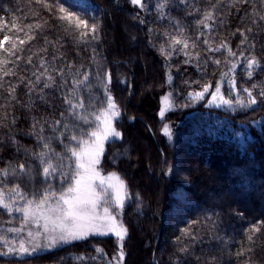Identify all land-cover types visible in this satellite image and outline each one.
<instances>
[{"label":"trees","instance_id":"1","mask_svg":"<svg viewBox=\"0 0 264 264\" xmlns=\"http://www.w3.org/2000/svg\"><path fill=\"white\" fill-rule=\"evenodd\" d=\"M73 2L77 5L78 0H67L69 6L66 3L64 5L72 9ZM90 2L98 8L102 7V12L98 10L101 15L97 18L102 23L99 41L93 42V45L78 44L72 35L62 31L55 19L49 18L43 33L26 48L30 47L35 52L45 45L47 37L52 42L48 45L49 60L54 54L63 53L64 61L76 65L83 63L86 70L91 68L93 93L99 100H103V91L97 86L95 78L96 67L90 59L94 46L102 58L104 68L112 75L111 94L121 111L117 120L119 130L131 139L135 137L138 143L145 142L143 133L148 131L153 139L157 135L160 138L158 142L168 149L173 148L169 154L173 164L172 173L164 174L169 150L166 152L157 146L158 152L153 149L151 153H147L140 144L137 147L141 158L140 167L144 172V176H141L145 181H153L155 178L161 184V189L156 204L151 201L153 210L148 208V215H143L141 209L134 205L127 207L125 211L126 221L129 222L125 264H174L178 259L184 260L185 264H208L212 259H215L216 264H242L247 256L237 257L236 253L241 248L249 247L247 235L250 233H247V229L255 222L264 220V131L260 124L264 121V100L258 99L254 110L237 108L232 111L225 107L209 106L210 95L200 101L188 97L190 92L201 90L205 83H211V90L214 91L223 68V57L218 55L222 61L221 68L209 62L207 70L202 72L185 64V57L179 52L173 55L171 61H163L155 51V45L160 47L165 43L163 33L166 30L174 31V27H169L170 19H179L182 24L187 25L188 34L195 39L198 29L194 21L199 18L198 14L189 16L182 10L183 6L171 7L166 10V17L160 20L155 10L157 0H145V11L132 6L130 0ZM198 2L203 8V0ZM32 3L34 0H0V18L9 23L13 18H19V24L32 22ZM5 9L11 11L5 12ZM241 16L243 10L239 15L233 10L232 15H226L222 26L217 24L214 33L217 43L227 40L234 50L237 48L241 37L239 33H232L250 23L249 19L242 22ZM47 17V12H44L43 18ZM2 35L0 33V38ZM250 42L255 44L257 58L264 61V31L251 34ZM29 54L27 50L24 53L25 57ZM245 54L250 55L251 52ZM21 63L23 66L24 62ZM169 64L171 83L168 82ZM22 74L30 76V71ZM236 79L239 88L251 87L253 82L264 80V73L258 72L255 80H249L241 66L237 70ZM46 91L49 93L47 104L34 95L36 103L31 111L21 105L15 108L18 122L13 134L20 144L28 148L35 146V140L26 135L31 116L41 119L59 118L64 107L60 90ZM25 92L23 86L18 90L22 103L28 100ZM169 92L172 93L174 106L162 119L159 115L161 100ZM222 92L226 97L229 95L227 81L223 84ZM84 95L87 100V92ZM165 124L172 132L170 140L163 135V131L158 134V130ZM3 131L6 130H0ZM146 138L150 140L149 137ZM54 147L58 152L61 151L59 145ZM0 148L3 149L0 151V167H3V160L16 157L13 155V146L0 145ZM123 155L120 149H114L111 145L105 165L118 161ZM118 168H121V164ZM174 170L190 179L193 191L188 189L190 186L177 185ZM147 173L150 174L147 176ZM41 180L42 177L37 176L38 187ZM143 186L145 182L141 181L138 187ZM27 187L30 188L31 185ZM56 187H59V181L56 182ZM174 187H181L186 198L185 208L178 214L182 219L179 225L169 224L165 218L173 205V200L169 198ZM159 208L162 210L158 212ZM7 219L6 214H0V224ZM182 229H189L197 239L183 238ZM183 245H190L187 257L178 252V248ZM97 247L104 250L106 257L97 256ZM251 247L253 251L247 255L251 256L252 264H264V230L255 234ZM116 250L117 245L113 239L97 238L90 242L76 243L75 246H63L35 258L26 257L24 260L25 264H74L71 255H83L86 257L85 264H101L102 261L110 260ZM64 257L69 258L63 259ZM92 257L96 258L91 259ZM12 259L0 257V264H6V261Z\"/></svg>","mask_w":264,"mask_h":264},{"label":"snow or ice","instance_id":"2","mask_svg":"<svg viewBox=\"0 0 264 264\" xmlns=\"http://www.w3.org/2000/svg\"><path fill=\"white\" fill-rule=\"evenodd\" d=\"M130 3L141 11L147 8L145 0H130ZM203 3L201 8L198 0H157L155 10L160 20L168 14L167 9L180 6L187 15L199 16L194 21L198 29L195 39L188 34L187 25L179 19H170L169 27H174V31L163 33L165 43L160 45L159 52L166 61H171L179 52L185 57V64L202 72L207 70L209 62L221 68L218 55L223 57V68L214 91L211 83H205L201 90L190 92L188 97L200 101L210 95L209 106L232 111L237 108L254 110L258 99L264 100V80L253 82L251 87L239 88L236 76L241 66L249 80H255L258 72L264 73V61L257 58L255 44L250 42L251 34L264 31V0H259V4L257 0H203ZM32 8V22L19 24V18H13L9 23L0 18V33H3L0 38V130H6L0 132V145L13 146L16 157L3 160V167H0V214L8 217L0 224V257L13 258L6 264H25L26 257L35 258L66 245L75 246L92 236L112 235L117 240L116 253L101 264H125L129 229L123 221V212L131 197L126 181L117 172L104 175L99 167L106 144L122 139V133L115 126L121 111L111 94V72L104 68L102 58L92 46L90 59L96 67L97 86L104 94V99L99 100L93 93L91 68L86 70L83 63L76 65L64 61L63 53L54 54L49 60L48 45L52 42L47 37L45 45L35 52L26 48L43 33L49 18L55 19L62 31L72 35L78 44L87 45L99 41L102 23L95 15L65 7L63 0H34ZM233 10L237 15L243 10L241 21H250L243 29L237 28L232 33H239L241 37L235 50L229 41L217 43L214 36L217 24L222 26L226 15H232ZM9 11L5 9V12ZM44 12H47V18H43ZM149 33H152L151 28ZM26 50L30 53L27 57L24 55ZM249 51L251 54L246 55ZM21 62H24L23 66ZM167 67L168 82L171 83V65ZM26 71H30V76L22 74ZM225 81L229 87L227 97L222 92ZM21 86L26 89V103L18 96ZM48 89L60 90L64 107L59 118L31 116L26 135L35 140V146L28 148L13 134L18 122L15 108L21 105L31 111L36 103L34 95L47 104ZM161 104L159 115L163 119L174 106L171 92L162 97ZM260 124L264 131V121ZM163 135L169 140L172 138L167 124L163 127ZM54 145H59L61 151L58 152ZM37 176L42 177L40 187L36 183ZM262 230L264 220L247 229L249 247L236 253L237 257L247 256L242 264H252L251 256L247 254L253 251L251 243L255 234ZM181 232L185 239H197L189 229ZM189 248L190 245H183L178 252L187 257ZM95 252L98 257H106L102 248L97 247ZM70 258L74 264H85L86 261L83 255H71ZM174 264H185V261L178 259ZM208 264H216L215 259L209 260Z\"/></svg>","mask_w":264,"mask_h":264},{"label":"rangeland","instance_id":"3","mask_svg":"<svg viewBox=\"0 0 264 264\" xmlns=\"http://www.w3.org/2000/svg\"><path fill=\"white\" fill-rule=\"evenodd\" d=\"M63 3H66L69 6V4L67 3V0H63ZM68 6H65V7H68ZM71 8L73 10H80V11L87 12L88 15H95L97 18L99 15H101L100 12H102V9H101L102 7L98 8L95 4L90 2V0H78L77 5H75L73 2V5L71 6ZM139 19H141V18H139ZM155 51L158 53V56L160 59H162L163 61H166L165 57L162 56L159 52L158 44L155 45ZM117 120L115 121V126H116L117 130L120 131L119 127L117 126ZM166 123L168 124V122H166ZM163 127L164 126H161V129H159V130L156 127V130H158V132H159L158 134H160V131H163ZM134 131L132 132L133 134H134ZM120 132L122 133V131H120ZM134 135H133V137H134ZM143 135L146 139L145 142H143V143H138V141L135 140V137H134V139H131L130 136L129 137L127 135L125 136L123 133H122V139H115L114 141H109L105 146V153H104V155L101 159V163L99 165L102 174L107 175L109 172L115 171L127 183L129 194H130L131 198L128 201H126V206H125V209L123 212V221H124V223L128 229H129V222H127L126 218H125V211H126L127 207L131 208L134 205V207H138L141 209L143 215H148V213H149L148 208H150V210L152 208V210H153V207L150 206L151 201H154L153 203L156 204V202L158 201L157 195L159 197V193H160V189H161L160 188L161 184H159L158 181L155 180V178L153 181H150V180L145 181L144 177H142V176H144V172H142V170H141L140 163H139V159H141V158H140V154L137 151V147L139 146V144L143 148V151L147 152V153H151V150H153V149L158 152L157 146L162 147V149L166 150V152L169 150V153H167L168 154V160H167V163H166V166L164 169V174L172 173L171 171H169V170H172V165H173V164H171V158H170L169 154H170V152H172L173 148L168 149L164 144L158 142L160 140V138H158L157 135H156V138L153 139L150 136V134L148 133V131L144 132ZM146 137H149L150 140H148ZM111 145H112V148H114V149H120L124 155L120 159H118V161L114 160L113 163L111 162L107 166V165H105V163H106L105 158L107 156L108 150H109ZM120 164H121V168H118V165H120ZM122 167H124V168H122ZM173 173H174L175 179H177V182H176L177 185H182L183 187L190 186V188L191 187L192 188L191 189L188 188V189L190 191H193L194 186L191 183L189 178L184 176L178 170H174ZM149 174L147 173V176ZM148 179H150V178H148ZM137 180H139V183L141 181L145 182V186L139 188L138 187L139 183L137 182ZM157 185H158V187H157ZM137 197H139V199H137ZM169 199L173 200V205H172V208L169 211V213L166 215L167 217H165L166 221H167V223L172 224V225H174V224L179 225L181 223L182 219L178 216V214L183 212V210L185 208V202L184 201H186V198L184 197V192L182 191V188L181 187H176V188L174 187V191H173L172 195H170ZM169 199H168V201H169ZM159 209L160 210H158V212L162 210L161 208H159ZM259 209L261 210L262 208L260 207ZM161 215H162V213H161ZM142 221L144 222V219H142ZM97 238L101 239V240L113 239L115 244L117 245V240H116L115 236H112V235L103 236V237L92 236V237H89L86 242H90L91 240L97 239ZM83 242H85V241H82V243ZM77 243H80V242H77ZM125 243H126V241H125ZM88 245H89V243H88ZM66 246H68V245H66ZM55 250H57V249H55ZM52 251H54V250L44 252V254L52 252ZM41 254H43V253H41Z\"/></svg>","mask_w":264,"mask_h":264}]
</instances>
